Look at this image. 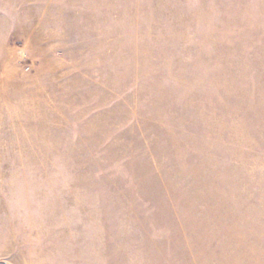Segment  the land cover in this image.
Here are the masks:
<instances>
[{"label": "rangeland", "instance_id": "374dc122", "mask_svg": "<svg viewBox=\"0 0 264 264\" xmlns=\"http://www.w3.org/2000/svg\"><path fill=\"white\" fill-rule=\"evenodd\" d=\"M0 264H264V0H0Z\"/></svg>", "mask_w": 264, "mask_h": 264}]
</instances>
